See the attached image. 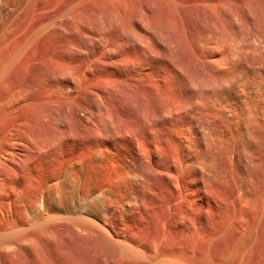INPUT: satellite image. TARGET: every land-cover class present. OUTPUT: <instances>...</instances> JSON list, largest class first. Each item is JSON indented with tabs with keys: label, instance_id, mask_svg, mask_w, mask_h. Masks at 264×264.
<instances>
[{
	"label": "rangeland",
	"instance_id": "1",
	"mask_svg": "<svg viewBox=\"0 0 264 264\" xmlns=\"http://www.w3.org/2000/svg\"><path fill=\"white\" fill-rule=\"evenodd\" d=\"M0 264H264V0H0Z\"/></svg>",
	"mask_w": 264,
	"mask_h": 264
}]
</instances>
